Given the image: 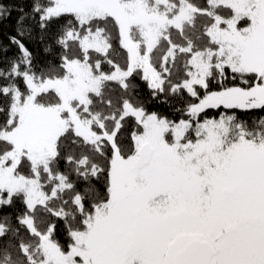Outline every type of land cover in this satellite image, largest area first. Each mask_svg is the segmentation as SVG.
<instances>
[{
    "label": "snow or ice",
    "instance_id": "snow-or-ice-1",
    "mask_svg": "<svg viewBox=\"0 0 264 264\" xmlns=\"http://www.w3.org/2000/svg\"><path fill=\"white\" fill-rule=\"evenodd\" d=\"M14 12L0 264H264V0Z\"/></svg>",
    "mask_w": 264,
    "mask_h": 264
},
{
    "label": "trees",
    "instance_id": "trees-1",
    "mask_svg": "<svg viewBox=\"0 0 264 264\" xmlns=\"http://www.w3.org/2000/svg\"><path fill=\"white\" fill-rule=\"evenodd\" d=\"M10 2H15V3H23L24 0H10ZM15 16L16 13H13L12 19L10 20H4L2 23H0V38L5 37L7 34H9L14 26L15 23ZM163 111H167V109H161Z\"/></svg>",
    "mask_w": 264,
    "mask_h": 264
}]
</instances>
